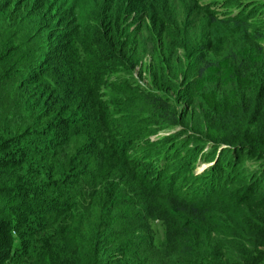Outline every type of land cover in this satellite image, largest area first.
Segmentation results:
<instances>
[{"label": "trees", "instance_id": "1", "mask_svg": "<svg viewBox=\"0 0 264 264\" xmlns=\"http://www.w3.org/2000/svg\"><path fill=\"white\" fill-rule=\"evenodd\" d=\"M263 263L264 0H0V264Z\"/></svg>", "mask_w": 264, "mask_h": 264}, {"label": "rangeland", "instance_id": "2", "mask_svg": "<svg viewBox=\"0 0 264 264\" xmlns=\"http://www.w3.org/2000/svg\"><path fill=\"white\" fill-rule=\"evenodd\" d=\"M225 6L221 7L220 9H224ZM232 6H230L231 8ZM146 63L147 58L144 57L142 61L139 63L137 67L134 68V75L136 76L137 71L140 70L141 79H139L142 83L148 80V71L146 70ZM214 69H210L207 71L202 78L196 80V84L194 85V90L196 95L198 94L200 99H203L207 96V94L211 91L212 86L214 85V76H213ZM203 102V100H201ZM198 111V109H197ZM162 131H157L156 134H159ZM197 165L195 166L196 170H200L205 164L202 162H196ZM152 226L154 229L155 238L158 240L162 234V228L159 221H152ZM264 264V263H263Z\"/></svg>", "mask_w": 264, "mask_h": 264}]
</instances>
